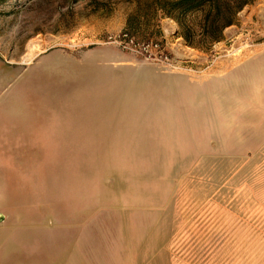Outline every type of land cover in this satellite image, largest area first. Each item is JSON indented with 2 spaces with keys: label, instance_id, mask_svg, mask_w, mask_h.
Returning <instances> with one entry per match:
<instances>
[{
  "label": "rangeland",
  "instance_id": "obj_1",
  "mask_svg": "<svg viewBox=\"0 0 264 264\" xmlns=\"http://www.w3.org/2000/svg\"><path fill=\"white\" fill-rule=\"evenodd\" d=\"M136 1L0 0V264H77L71 252L79 246L81 264L126 262L132 224L146 215L122 216L138 205L173 211L176 202L189 224L206 151L190 85L205 91L212 65L264 42V0L245 5L207 51L186 44L160 10L143 9L155 20L127 29ZM123 32L158 42L169 62L124 47ZM125 67L180 76L183 85L161 109L141 113L118 105L120 87L109 78ZM175 245L189 252L204 244Z\"/></svg>",
  "mask_w": 264,
  "mask_h": 264
},
{
  "label": "crops",
  "instance_id": "obj_2",
  "mask_svg": "<svg viewBox=\"0 0 264 264\" xmlns=\"http://www.w3.org/2000/svg\"><path fill=\"white\" fill-rule=\"evenodd\" d=\"M210 70L201 83L206 90H193L195 82L189 91L190 114L195 127L205 124L199 136L206 147L189 224L183 223L176 202L173 211L168 203L163 209H128L122 219L146 216L132 224L134 246L127 249L132 256L120 264H264V42ZM189 175L193 196L194 174ZM183 225L190 227L188 233H182ZM178 242L204 245L184 252ZM80 251L81 246L71 252L77 264Z\"/></svg>",
  "mask_w": 264,
  "mask_h": 264
},
{
  "label": "trees",
  "instance_id": "obj_3",
  "mask_svg": "<svg viewBox=\"0 0 264 264\" xmlns=\"http://www.w3.org/2000/svg\"><path fill=\"white\" fill-rule=\"evenodd\" d=\"M253 0H142L136 1L135 9L126 19V28L147 25L154 21L141 11L151 8L160 10L172 18L179 27V35L185 43L207 51L213 44L223 40L224 30L235 24L238 12ZM127 31V30H126Z\"/></svg>",
  "mask_w": 264,
  "mask_h": 264
},
{
  "label": "water",
  "instance_id": "obj_4",
  "mask_svg": "<svg viewBox=\"0 0 264 264\" xmlns=\"http://www.w3.org/2000/svg\"><path fill=\"white\" fill-rule=\"evenodd\" d=\"M60 61L61 58H53L49 63L55 62L57 64ZM77 68L83 74L84 69L82 66L78 65ZM119 71L124 73L120 76L109 78L120 87V102L118 105L123 103L129 108H138L141 113L161 109L163 101L174 98L176 89L179 88V85H183L182 77L165 76L166 74L150 67H125ZM83 76L86 78L91 77L88 75ZM119 107L117 108L120 109ZM2 219L3 216H0V220Z\"/></svg>",
  "mask_w": 264,
  "mask_h": 264
},
{
  "label": "built area",
  "instance_id": "obj_5",
  "mask_svg": "<svg viewBox=\"0 0 264 264\" xmlns=\"http://www.w3.org/2000/svg\"><path fill=\"white\" fill-rule=\"evenodd\" d=\"M118 37H120L121 40H124V47H127L140 55L148 56L150 58L153 55V58L155 59L169 62V57L162 52L161 46L158 42L138 43L131 38L127 32L121 33ZM109 39H112L114 42H119L116 36H109Z\"/></svg>",
  "mask_w": 264,
  "mask_h": 264
},
{
  "label": "bare ground",
  "instance_id": "obj_6",
  "mask_svg": "<svg viewBox=\"0 0 264 264\" xmlns=\"http://www.w3.org/2000/svg\"><path fill=\"white\" fill-rule=\"evenodd\" d=\"M29 47H36V46H34L33 44H31ZM31 49V48H30ZM30 49H29V51H30ZM37 49V48H36ZM28 56V55H27Z\"/></svg>",
  "mask_w": 264,
  "mask_h": 264
}]
</instances>
